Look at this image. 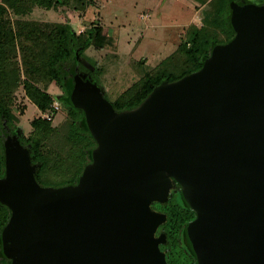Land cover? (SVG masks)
<instances>
[{
    "label": "water",
    "instance_id": "95a60500",
    "mask_svg": "<svg viewBox=\"0 0 264 264\" xmlns=\"http://www.w3.org/2000/svg\"><path fill=\"white\" fill-rule=\"evenodd\" d=\"M245 26L216 52L217 70L160 88L187 82L153 105L145 126L128 120L141 110L113 127L109 108L97 109L80 89L105 145L82 185L64 193L38 190L17 164V187L0 191L16 208L7 230L13 221L27 228L5 240L1 256L9 264H159V218L135 193L154 194L155 167L170 156L179 176L195 182L189 204L213 214L188 237L204 264H264V74L245 52Z\"/></svg>",
    "mask_w": 264,
    "mask_h": 264
},
{
    "label": "trees",
    "instance_id": "16d2710c",
    "mask_svg": "<svg viewBox=\"0 0 264 264\" xmlns=\"http://www.w3.org/2000/svg\"><path fill=\"white\" fill-rule=\"evenodd\" d=\"M191 1L208 7L202 25L190 26L176 50L117 100H101L110 111L121 112L122 117L133 116L145 108L156 90L179 84L202 72L207 60L237 37V30L230 22L232 11L240 3L261 4L264 0ZM93 4L94 0H0V177L4 174L5 156L14 149L27 156L34 186L49 193L79 188L87 171L96 164L94 156L103 145L83 128L78 111L74 110L73 121L61 128H54L51 120H34L32 137L23 135L13 112L19 88L42 113L52 112V98L45 90L51 82L63 88L68 77L74 76L77 81L84 79L88 90L93 84L96 93L102 88L103 68L88 54L96 40L102 38L100 26L95 25L88 34L80 35L69 23L24 19L35 9L65 6L73 11H85ZM89 81L93 82L88 85ZM184 184L189 188L187 191L177 185L174 192H168V198L159 202L145 194L148 200H153L148 212L160 220L156 224L158 238L154 237L159 264H204L188 237L202 222L212 220L213 214L200 203L189 204L184 196L190 194L195 182L185 181ZM14 214L11 205L0 202V247L5 243L3 233Z\"/></svg>",
    "mask_w": 264,
    "mask_h": 264
},
{
    "label": "rangeland",
    "instance_id": "374dc122",
    "mask_svg": "<svg viewBox=\"0 0 264 264\" xmlns=\"http://www.w3.org/2000/svg\"><path fill=\"white\" fill-rule=\"evenodd\" d=\"M251 5L258 6L252 7ZM207 12L206 4L194 5L189 0H94V4L85 11H73L71 7L64 6L52 10L35 9L30 15L25 16L24 19L27 20L69 23L73 30L80 35L88 34L95 25L102 28V38L96 40L88 51L89 56L96 60L98 67L103 68V74L100 77L101 84L99 83L102 88H99L100 90L96 93L97 88L93 84L88 90L85 86V80L79 79L77 81L74 76L73 78L72 76L68 77L63 88L55 82L49 83L45 90L52 98L51 108L54 104L58 107L51 119L52 126L61 128L65 124H70L75 115L73 112L76 110L82 117L80 123L83 128L88 129L100 144L105 145L104 138L96 127L100 120L93 113L88 112L84 104L85 98L80 89H86V93L92 95V101H94L97 109L104 107L101 102L103 99L109 102L117 100L124 92L139 82L146 73H151L162 60L176 50L190 26H201L203 17ZM230 22L231 26L237 30V34L241 26L246 25L243 36L245 52L251 62L252 69L263 75L264 1L261 4L255 1H248L246 4L240 3L236 10L232 11ZM220 50L218 51L220 52ZM215 57L216 54H213L212 58L207 60L203 72L217 70ZM95 81L96 84L97 81ZM92 82L89 81L88 85ZM186 83L157 90L148 101L146 108L128 120H139L134 125H146L151 119L149 112L151 114L153 105L158 103L167 93L176 90L175 87L183 88L182 86ZM13 112L23 135L32 137L35 132L32 122L38 118L46 120L43 117L49 111L39 112L26 98L24 90L19 88L16 93ZM121 117V112L110 111L109 121L113 127L121 125ZM169 157L166 156L165 161H159L155 167V173L161 180V184L155 190V196L154 194L149 196L154 197L157 202L168 198V192H174L177 185L186 191L189 189L185 187L183 177L179 176L167 163L169 160L166 158ZM18 163L22 164L28 172L25 153L13 150L5 156L4 174L0 177V188L3 190L17 187ZM3 193L0 191V202L11 205L15 211L16 208L9 201L11 198L4 196ZM148 193L151 194L150 191ZM135 194L145 211L151 208L153 200L147 199L148 195H145V191H139ZM182 197L180 193L179 200L182 201ZM15 219L16 216H14ZM159 221L157 225L160 223ZM157 225L153 227L152 237L153 239L155 237V240L158 238ZM19 228H14L13 221V227L11 225L8 230H5L3 238L8 244L20 239L27 227ZM3 262L9 264V261L0 254V264Z\"/></svg>",
    "mask_w": 264,
    "mask_h": 264
},
{
    "label": "built area",
    "instance_id": "2783aa9c",
    "mask_svg": "<svg viewBox=\"0 0 264 264\" xmlns=\"http://www.w3.org/2000/svg\"><path fill=\"white\" fill-rule=\"evenodd\" d=\"M58 110V107L56 104H54L52 106V112H48L47 114H44V119L46 120H51L52 119V116H53V112L57 111Z\"/></svg>",
    "mask_w": 264,
    "mask_h": 264
},
{
    "label": "crops",
    "instance_id": "0c3cea01",
    "mask_svg": "<svg viewBox=\"0 0 264 264\" xmlns=\"http://www.w3.org/2000/svg\"><path fill=\"white\" fill-rule=\"evenodd\" d=\"M189 1H191V0H189ZM192 2V1H191ZM193 4H194V2H192ZM195 5V4H194Z\"/></svg>",
    "mask_w": 264,
    "mask_h": 264
}]
</instances>
